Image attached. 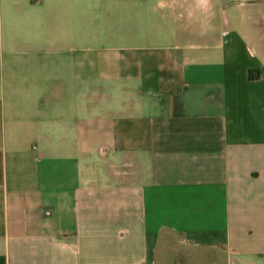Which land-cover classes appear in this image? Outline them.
Returning a JSON list of instances; mask_svg holds the SVG:
<instances>
[{
	"label": "crops",
	"instance_id": "obj_1",
	"mask_svg": "<svg viewBox=\"0 0 264 264\" xmlns=\"http://www.w3.org/2000/svg\"><path fill=\"white\" fill-rule=\"evenodd\" d=\"M259 1L0 0V264H264Z\"/></svg>",
	"mask_w": 264,
	"mask_h": 264
},
{
	"label": "rangeland",
	"instance_id": "obj_2",
	"mask_svg": "<svg viewBox=\"0 0 264 264\" xmlns=\"http://www.w3.org/2000/svg\"><path fill=\"white\" fill-rule=\"evenodd\" d=\"M256 7L260 8V10L258 12L263 15L264 14V0L259 1V2H255V3H253V2L243 3V7L236 6L235 12L238 15H242L244 12L253 11V9L256 10L257 9ZM225 8L227 11L231 12V8H229L227 6H225Z\"/></svg>",
	"mask_w": 264,
	"mask_h": 264
}]
</instances>
